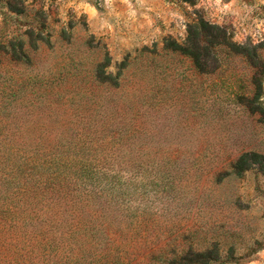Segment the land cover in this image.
<instances>
[{
	"label": "rangeland",
	"instance_id": "rangeland-1",
	"mask_svg": "<svg viewBox=\"0 0 264 264\" xmlns=\"http://www.w3.org/2000/svg\"><path fill=\"white\" fill-rule=\"evenodd\" d=\"M0 264H264V0H0Z\"/></svg>",
	"mask_w": 264,
	"mask_h": 264
},
{
	"label": "trees",
	"instance_id": "trees-1",
	"mask_svg": "<svg viewBox=\"0 0 264 264\" xmlns=\"http://www.w3.org/2000/svg\"><path fill=\"white\" fill-rule=\"evenodd\" d=\"M201 30L197 31L195 25H191L188 27V36H187V42L183 45H179L176 42L172 40L166 41V47L171 49L172 51L179 52L184 55H189L195 59V64L198 66V60H197V51L207 48L209 45L213 46H221L225 50H227L231 54H237V55H244V52L246 51L244 47L235 45L229 41H227V38L222 36L221 41H217L215 38L213 40L206 38V29L205 28H212L217 29V27L209 26L203 21H200ZM203 32V34H201ZM202 35L203 41L201 42V39L199 36ZM193 36V37H192ZM203 44V45H202Z\"/></svg>",
	"mask_w": 264,
	"mask_h": 264
}]
</instances>
